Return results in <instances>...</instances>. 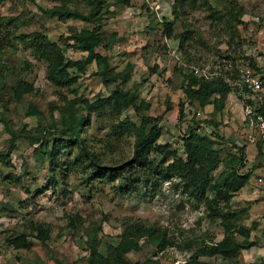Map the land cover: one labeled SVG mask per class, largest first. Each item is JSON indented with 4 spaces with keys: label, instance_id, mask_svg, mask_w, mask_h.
I'll use <instances>...</instances> for the list:
<instances>
[{
    "label": "rangeland",
    "instance_id": "1",
    "mask_svg": "<svg viewBox=\"0 0 264 264\" xmlns=\"http://www.w3.org/2000/svg\"><path fill=\"white\" fill-rule=\"evenodd\" d=\"M171 2L130 0L124 6L121 0H102L97 5L95 23L108 45L104 52L108 69L128 74L129 80L121 88L134 95L139 111L128 108L116 121L88 117L81 133L88 150L94 153L100 166L117 167L127 161L134 132L129 129L128 134L114 136L109 124L119 126L126 119L139 127L138 117L142 115L159 117L161 136L157 143L170 145L177 157H182L179 137L190 125L202 121L211 133L215 128L213 141L219 156L212 172L214 179L233 165L232 160L238 155L236 148L244 147L243 170L255 164L264 165V146L257 153L244 140L241 112L235 101L231 110L225 102L228 110L223 108L214 113L211 106L200 110L191 105L182 92V75L191 67H210L216 58L212 54L215 49L226 53L228 59L220 61L230 69H233L231 59L238 55L256 59L263 66L264 0H208L222 17L216 24L205 19L201 11L190 13L185 21L195 31L190 51L195 59L192 62L180 54L175 40L161 36V19L171 21ZM61 5L84 15L93 11L92 0H0V37L9 42V46L0 50L4 73L0 79V264H86L89 246L104 255L105 248L117 241L124 227L133 223L162 231L174 245L154 256L155 250L147 238H139L138 249L126 254L130 262L190 264L192 252L207 244L209 238L218 240L222 230L218 221L210 223L205 219L202 204L181 193L175 177L143 188L134 181L141 173L135 169V174H130L123 167L111 176L99 178L93 174L92 161L82 156L77 146L63 148L58 141L50 143L57 138L65 139L51 133L45 135L48 147L54 144L58 149L57 185L51 187L47 184L46 158L34 152L39 143L31 145L24 138H40L51 125L63 129L62 116L77 112L82 101L107 97L119 83L103 84L93 64L86 66L69 88L58 89L45 80V65L30 53V35L40 33L56 42L65 60L73 61L84 59L85 54L72 47L69 37L92 29V25L78 20L50 18L46 14ZM229 30L235 31L237 38L231 39ZM182 31L181 25L174 23L173 33ZM19 79L30 84L33 91L15 102L8 87ZM19 134L23 138L10 143L12 135ZM105 139L114 146L112 151L102 147ZM263 169H254L245 189L235 193L228 204L232 212H242L230 224L246 227L249 240L255 241L256 246L241 251L233 259L202 258L198 264H264ZM258 177L261 183L256 181ZM121 185L125 187L120 188ZM35 223L48 229V239L43 244L29 229ZM22 233L27 235L28 248L13 249L9 240Z\"/></svg>",
    "mask_w": 264,
    "mask_h": 264
},
{
    "label": "trees",
    "instance_id": "2",
    "mask_svg": "<svg viewBox=\"0 0 264 264\" xmlns=\"http://www.w3.org/2000/svg\"><path fill=\"white\" fill-rule=\"evenodd\" d=\"M130 0H121L124 6H127ZM102 0H92L93 11H89L86 15L76 11L69 10L64 5L58 8L54 7L46 11L50 18L58 19H74L86 24L92 25V29L81 30L69 37L72 40L75 50L85 54L84 59L68 61L65 60L63 53L56 42L49 41L40 33H32L29 37V50L31 55L45 65L44 78L53 87L62 89L69 88L74 84L79 74H83L86 66L93 64L96 69V75L103 84L109 82H119L107 97L97 98L94 101H82L77 112H71L66 116L61 117L63 129L57 130L55 126H49L44 129V135L40 138L28 139L31 145L39 143L35 153L43 154L47 161V170L49 173L47 184L55 187L57 163L55 156L57 147L52 144L48 147L49 141L45 135L56 134L58 137L53 142L58 141L63 148L71 145L77 146L81 150L82 156L90 159L93 164V174L97 177L111 176L116 170L127 167L130 174H135V169L141 173V177L135 178V183L146 188L150 183L152 186L160 181L170 179L172 176L177 179L180 191L187 195L193 202L202 204L205 209V219L210 223L218 221V225L222 230L221 236L214 241L209 238V242L202 244L195 249L188 263L198 264L199 259L219 258L221 260L233 259L241 251H247L256 246L255 241L249 240L248 229L240 227V225L230 224V220L238 218L241 211L232 212L228 208V204L232 196L240 191L251 172L257 168H264V165L255 164L251 168L243 170L245 166L244 147L236 148L238 155L233 158V165L219 175L218 179H214L212 172L218 165L219 151L214 148L213 137L217 130L214 128L211 132H204L196 129L200 122H196L194 126L190 125L188 131L180 135L182 157H177L174 150L168 144H158L157 140L161 136V127L158 124L159 117H149L140 115L139 127L121 120L119 126L110 123V132L114 136H120L123 133L128 134V130L134 132V143L132 146L131 157L118 165L117 167L100 166L94 153L88 150L85 138L81 136L82 126L88 117L92 116L95 120H112L116 121L121 116V113L128 108L138 113V107L135 105V97L132 93L121 88L129 80L128 74L113 73L108 69L105 50L107 44L98 33L99 25L95 22L97 5H100ZM195 11H201L205 14V19L210 23H218L222 17L209 4L208 0H172L170 4L171 21L161 19V36L166 40H175L177 42V50L182 54L188 62L194 61V56L190 55L193 50V38L195 31L189 28L186 24V17ZM174 23H179L183 28L181 33H173ZM230 29V27H229ZM231 30V29H230ZM229 30L231 39L235 37V31L232 33ZM237 38V37H235ZM9 41V40H8ZM9 46V42L5 38L0 37V50ZM213 56L210 67L206 69L202 66L191 67L187 73L182 75L184 86L182 87L183 95L191 105L202 110L206 107L212 108V112L218 113L223 110L228 87L224 83L223 77L238 71L241 68H249L254 74H258L264 82V62L263 66L257 64L256 59L248 58L247 56H237L232 61L233 70L226 66L222 61L228 59L226 53H220L218 50L213 51ZM264 54V53H263ZM264 56V55H262ZM196 63V62H195ZM3 67L0 65V79H3ZM196 69L199 74H193ZM69 71H73L70 73ZM10 95L15 102L21 101L23 95L30 94L33 87L23 81L16 80L14 84L8 87ZM147 108V106H146ZM32 112V111H31ZM180 118L182 116L179 111ZM177 119L176 123L179 127L181 120ZM204 124V123H203ZM148 129L146 130V128ZM121 128V129H120ZM177 128V127H176ZM146 130V131H145ZM179 132V130H178ZM23 138V135H12L11 142ZM262 143L256 141L255 149L260 152ZM102 147L105 150L112 151L114 146L109 139L102 142ZM153 156V157H152ZM77 158H80L78 156ZM264 170V169H263ZM121 185L120 188H124ZM30 231L34 233V238L40 243H44L48 239V229L40 224H31ZM235 236L240 237L237 240ZM27 235L22 233L17 237L9 240V244L13 249H27L29 244ZM139 238H147V242L153 246L156 254H161L166 248L173 247L174 243L166 238L165 233L157 231L153 227H143L139 223H133L124 227L121 235L117 237V241L108 245L105 248L104 255H100L92 246L88 247V257L86 264H143L139 262H130L126 258V254L130 251L138 249L137 240Z\"/></svg>",
    "mask_w": 264,
    "mask_h": 264
},
{
    "label": "built area",
    "instance_id": "3",
    "mask_svg": "<svg viewBox=\"0 0 264 264\" xmlns=\"http://www.w3.org/2000/svg\"><path fill=\"white\" fill-rule=\"evenodd\" d=\"M192 73L199 74L196 69ZM223 80L228 87L226 99L235 101L241 112L245 142L254 145L260 141L264 146V82L246 67L232 71ZM195 116L199 117L200 113L196 112ZM196 129L209 132L203 123H199ZM256 181L261 183V178L258 177Z\"/></svg>",
    "mask_w": 264,
    "mask_h": 264
},
{
    "label": "crops",
    "instance_id": "4",
    "mask_svg": "<svg viewBox=\"0 0 264 264\" xmlns=\"http://www.w3.org/2000/svg\"><path fill=\"white\" fill-rule=\"evenodd\" d=\"M225 102H227L228 107H229L230 110L234 107V106H233V101H232L231 98L226 99ZM230 106H231V107H230ZM205 110H207V109H205ZM225 110H228L226 105H224V111H225ZM218 129H219V128H218ZM250 146L254 147V149H255V144H254V145H250ZM255 152H256V149H255ZM263 174H264V172H263ZM245 187H246V186H243L242 189H245ZM242 189H241V190H242ZM214 241H215V239H214Z\"/></svg>",
    "mask_w": 264,
    "mask_h": 264
}]
</instances>
